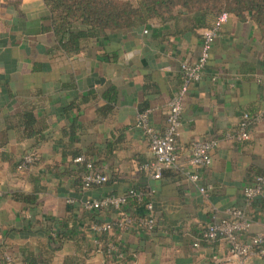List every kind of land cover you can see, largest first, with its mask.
Wrapping results in <instances>:
<instances>
[{
    "label": "crops",
    "instance_id": "obj_1",
    "mask_svg": "<svg viewBox=\"0 0 264 264\" xmlns=\"http://www.w3.org/2000/svg\"><path fill=\"white\" fill-rule=\"evenodd\" d=\"M181 12L176 23L138 21L99 37L77 36L74 44L70 34L87 30L81 21L61 41L44 0H0V247L7 253L19 259L25 251L43 253L48 264H105L88 227L111 221L119 211H87L83 202L133 188L152 190L146 198L153 202L156 225L152 231L138 224L111 231L124 251L116 264H242L226 239L203 236L213 217H226L231 208L252 217L245 239L264 234V192L251 207L243 193L264 173V119L252 127L250 140L225 139L245 112L264 111L258 82L264 78V33L249 13H205L191 22ZM212 29L218 36L204 74L184 88L181 64L199 57ZM182 89L177 164L154 178L140 170L152 152L137 115L149 110L150 130L164 133L169 101ZM213 136L220 145L194 182L188 177L192 144ZM30 151L38 152L39 162L19 169ZM80 155L109 181L83 188L74 174L82 166L74 161ZM130 201L127 213L145 214L141 203ZM49 218L75 227L59 249L49 244L58 228Z\"/></svg>",
    "mask_w": 264,
    "mask_h": 264
},
{
    "label": "built area",
    "instance_id": "obj_2",
    "mask_svg": "<svg viewBox=\"0 0 264 264\" xmlns=\"http://www.w3.org/2000/svg\"><path fill=\"white\" fill-rule=\"evenodd\" d=\"M218 36V31L212 29L203 39L202 53L193 61H184L181 64L183 86L186 88L191 83L201 80L207 63L210 58V48ZM258 82L264 86V78H259ZM184 90L175 93L168 104V113L166 117V126L164 133H158L149 128V110L140 111L137 115V125L149 134V145L152 152L151 159L140 165V170L147 172L154 178H161L164 169L175 167L177 159L176 138L182 124L181 98ZM264 119V111L257 114L245 112L239 121L237 128L228 132L225 139L230 141H248L251 139L252 127ZM220 145L218 138H204L195 141L192 144V154L189 158V166L193 171L188 170V177L196 182L199 180L198 170L211 165L213 160V151ZM40 156L36 151H30L23 155L18 163V168L25 170L39 162ZM75 162L85 166L83 174L84 188H90L93 185H101L109 178L100 169L95 168L94 162L80 155L74 159ZM201 191H205L202 187ZM152 190L130 189L123 195H107L98 199H86L83 206L87 211H101L107 208H114L119 211V215L111 221L102 222L93 225V231L96 234L112 230L113 227L128 229L135 224L142 226L148 231H152L156 225L154 205L151 200L146 198ZM264 192V173L258 175L254 181L244 187V200L247 207L253 206L254 202ZM129 197H136L145 208V214L142 217L131 215L124 210ZM226 217L219 218L214 216L211 222L203 231L205 239L213 241L218 238H224L228 242L233 256L240 259L242 264H248L254 257L264 259V234L252 236L245 239V235L252 226L251 215L243 208H231ZM98 240V238H96ZM99 243V240H98ZM198 243H196V246ZM110 253L116 261L124 258L116 244L110 245ZM8 262L13 261L9 253L4 254ZM3 264V263H0Z\"/></svg>",
    "mask_w": 264,
    "mask_h": 264
},
{
    "label": "trees",
    "instance_id": "obj_3",
    "mask_svg": "<svg viewBox=\"0 0 264 264\" xmlns=\"http://www.w3.org/2000/svg\"><path fill=\"white\" fill-rule=\"evenodd\" d=\"M51 12L53 29L56 36L63 41L70 32L73 25L81 21L87 26V30L78 34H70V41L77 43L80 37H99L107 30L128 29L136 25L138 21L149 23L156 20L159 24L165 25L169 22H177L182 17V11L186 12V19L193 21V15L202 19L205 13H211L215 17L233 13L240 18L248 13L264 33V0H44ZM205 25V24H201ZM177 29V28H176ZM178 33L171 32V34ZM66 44V43H64ZM78 46V45H77ZM78 50L79 47H76ZM211 138H218L213 136ZM76 156V155H75ZM76 158V157H75ZM74 158V159H75ZM95 168H98L94 162ZM85 166H79L74 174L77 175L78 183L84 188L83 177L78 172ZM99 169V168H98ZM109 181V180H108ZM94 186V185H93ZM27 201V198H25ZM131 200V201H130ZM133 200V201H132ZM140 203L136 197H129L128 202ZM95 214V213H94ZM93 214V215H94ZM135 215V214H134ZM142 217L144 215H135ZM48 220L58 224L56 231L49 235V244L53 250L61 248L62 244L74 237L75 227H69L67 219L49 218ZM95 221L88 227V232L98 238L99 243L95 245L97 251L104 254L105 264H116L117 261L110 253V245L116 242L109 236L111 231L119 230L113 227L112 230L96 234L93 231ZM51 230V229H50ZM87 233V232H85ZM117 245V244H116ZM122 253L123 249L117 245ZM0 247V263L3 264H48L49 260L43 253H32L25 251L19 259L11 255L13 261L8 262L4 256L6 251Z\"/></svg>",
    "mask_w": 264,
    "mask_h": 264
}]
</instances>
